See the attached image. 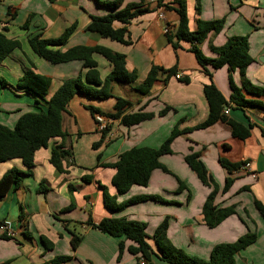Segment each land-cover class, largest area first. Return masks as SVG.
<instances>
[{"label":"crops","instance_id":"obj_1","mask_svg":"<svg viewBox=\"0 0 264 264\" xmlns=\"http://www.w3.org/2000/svg\"><path fill=\"white\" fill-rule=\"evenodd\" d=\"M173 1L162 0L168 7L152 9L132 19L127 25L129 44L104 38L98 32L86 29L90 15H103L110 11L97 0L0 1V31L19 44L0 61V123L9 128L21 114L45 106L43 101L40 105L34 95L16 86L17 79L30 64L36 72L50 78L46 98L63 80L85 71L78 60L57 64L45 61L31 49L28 39L32 36L55 38L75 24L65 44L56 48L65 50L76 45H101L122 53L126 69L136 72V84L151 68L157 69V80L144 94L135 91L132 85H113L115 96L132 101L126 112L142 109L154 113L151 119L125 126L118 119L99 113L92 115L86 108L93 106L103 113L113 112L114 97L96 99L75 94L66 111L62 112L61 125L66 137H53L46 147L38 149L34 153L30 173H26L18 158L0 163V177L12 167L23 171L21 183L11 185L0 198V224H9L14 233L9 236L0 231V264H42L60 255L68 258L59 264H137L138 256L126 249L131 241L103 233L85 223L88 219L98 222L104 217L144 222L145 239L156 253L152 234L166 218V234L172 244L205 260L215 244L232 242L248 231L255 232V241L235 255V264H264V218L254 206L255 199L264 202V90L256 95L241 89L245 99L260 101L263 108L236 105L230 100L229 78L235 86L241 87L237 69L229 71L226 66L215 69L206 65L209 76L190 51L188 42H180V47L174 49L167 41L161 28L163 21L157 15L161 11L164 22L176 25L178 14L171 7ZM183 1L190 30L195 29L197 18L223 19L220 29L209 32L199 45L201 53L205 57H215L211 46H220L230 37L246 36L252 61L245 70V77L252 84L264 87V0ZM130 2L150 3L149 0H123L121 6ZM150 5L153 7L154 3ZM26 21L28 24L24 28ZM114 26L121 24L115 22ZM93 57L100 77L104 78L111 66L101 55L94 54ZM173 68L189 81L184 82L170 74ZM209 82L228 102L224 107L228 108L225 115L247 128L248 136L244 139L233 136L229 126L222 121L181 134L170 145L172 153L159 157L169 174L154 169L146 186L132 185L127 192L117 194L111 183L115 169L101 164L115 162L121 152L131 147L157 148L175 124L182 129L202 122L208 114L203 85ZM164 106L173 110L159 116L158 111ZM96 117L108 126L103 138ZM98 141L99 145L93 147ZM61 143L71 152V157L62 161L64 172H59L49 162L51 147ZM192 152L197 153L207 174L217 185L213 203L218 207L233 206L232 210L219 217L213 227L204 223L201 213L212 186L203 184L184 161V156ZM220 158L230 163L249 162L251 173L232 172L233 182L223 192L228 174L220 165ZM83 176H91L92 179L84 181ZM177 178L185 186L179 191ZM40 182L44 190H38ZM97 182L104 185L109 194H116L118 202L137 195H157L160 199H143L121 211L111 212L103 204L102 189ZM68 185L74 189L69 191ZM70 231L82 235L74 250L69 243ZM41 236L51 242L50 248H44ZM119 241L124 242V249L118 260ZM150 264L167 263L153 256Z\"/></svg>","mask_w":264,"mask_h":264},{"label":"trees","instance_id":"obj_2","mask_svg":"<svg viewBox=\"0 0 264 264\" xmlns=\"http://www.w3.org/2000/svg\"><path fill=\"white\" fill-rule=\"evenodd\" d=\"M97 1L110 9V11L103 15H90L86 29L98 32L104 38H109L123 44H129L131 42L128 36L127 25L132 19L150 12L152 9L168 7L162 0H149L150 3H154V8L150 3L143 5L130 2L121 6L123 0ZM171 5L178 14V23L172 25V30L165 33L167 41L171 46L176 49L180 47V42H188L190 44V51L194 53L197 62L205 69L206 74L209 76L210 72L205 68L206 65H210L215 69L226 66L229 71L237 69L241 76V87L235 86L231 77L229 78L231 88L230 100L239 106L253 105L263 108V104L260 101L247 100L241 94V89L256 95L261 94L264 90V87L252 84L245 77V70L252 61L248 53L247 37L238 36L227 38L222 45L217 47L211 46V49L216 53L215 57H205L201 53L199 45L204 41L209 32H216L220 29L223 24V19L203 20L197 18L195 29L190 30L188 27L185 2L183 0H174ZM115 22H119L121 26L115 27ZM27 24L28 21L23 24V27L25 28ZM74 27L75 24L70 25L55 38L44 39L38 36H32L28 39V43L33 52L45 61L51 64H57L78 60L81 62L82 67L85 68V71H80L75 77L63 80L48 98L46 96L50 86V78L36 72L32 64L23 71L22 75L16 81V86L34 95L37 103H40V105L43 101L45 106H38V109L35 111L21 114L12 128L0 123V163L9 159L18 158L26 168V173H30L29 169L34 165V153L38 149L46 147L51 138L66 137L67 134L63 131L61 125L62 112L66 111L68 102L75 94L96 99L114 97L113 112L103 113L93 106H87L86 108L92 115L99 113L111 119H118V122L125 126L135 125L141 121L151 119L154 116V113L142 111V109L135 112H126V109L132 105V101L121 96H115L113 94V85H132L135 91L144 94L157 80V69L155 67L151 68L145 78L136 84V72L126 69L125 56L122 53L112 51L101 45H76L65 50L56 48L57 46L65 44ZM18 46V41L6 38L0 31V61L10 50ZM94 54L101 55L111 66L110 71L104 78L100 77L97 62L93 57ZM175 73V69L173 68L170 74L175 75ZM179 79L184 82L189 81L186 76H181ZM203 94L208 104V114L202 122L195 126L182 129L178 128V125L175 124L169 135L157 148L147 146L131 147L121 152L115 162L101 164L103 167L115 169L111 183L115 187L117 194L127 192L132 185L146 186L154 169L158 168L169 173L166 167L159 161V157L172 153L170 145L181 134L196 129L207 128L217 121H222L229 126L233 136L240 139L248 136L249 132L247 128L228 118L223 113L222 109L228 105V102L212 82L203 85ZM171 110L173 108L164 106L158 111V115L162 116ZM107 130L108 126L102 130V138ZM99 143L100 141L94 143L93 147L99 145ZM69 157H71V152L65 149L62 143L50 149L49 162L59 172L65 171L62 167V161H66ZM184 161L203 184L212 186L211 192L206 196L202 204L201 213L204 223L208 227H213L219 217L227 210H232L233 206L218 207L213 203L218 188L212 177L207 174L203 163L198 159L197 153L192 152L185 155ZM219 163L228 174L222 188V191L225 192L233 182V177H231L232 172L237 171L241 164L230 163L224 158H220ZM22 174L23 171L15 167L8 169L2 174L0 177V198L5 195L11 185L17 186L21 183ZM82 179L84 181H90L92 177L83 176ZM177 181L178 191L185 188L180 179L177 178ZM97 183L102 189L103 204L111 212L121 211L127 205L143 199H160L157 195H137L125 201L118 202L116 194H109L104 185H101L99 182ZM44 189L43 183L40 182L38 190ZM73 189L72 185H68L69 191ZM254 206L264 218V202L255 199ZM85 223L103 233L115 237L122 236L131 241V244L126 247L127 251L133 255H137L138 259H143L146 264H150L153 256L167 264H235V255L256 239L255 232L248 231L232 242L217 243L212 247L208 259L205 260L197 256L189 255L172 244L166 234V218L156 226L152 234V240L157 248V253L151 249L145 239V223L142 221L124 217H104L98 222H93L88 219ZM70 233L71 238L69 243L72 250H74L78 246L82 235L75 231H70ZM5 236L1 235V237ZM40 239L45 249L51 247V242L45 237L41 236ZM123 249L124 242L119 241L118 260ZM67 258L68 256L66 255L55 256L42 264H59Z\"/></svg>","mask_w":264,"mask_h":264},{"label":"built area","instance_id":"obj_3","mask_svg":"<svg viewBox=\"0 0 264 264\" xmlns=\"http://www.w3.org/2000/svg\"><path fill=\"white\" fill-rule=\"evenodd\" d=\"M0 1H12V0H0ZM157 15H158V18L163 21L162 25H161L162 31L164 33H167L168 31L172 30L173 26L168 24L167 22H164L163 13L161 11H159ZM175 77L176 78H180L181 75L179 73H176ZM227 112H228V108L226 107V108L223 109V113L226 114ZM96 119L99 121L98 122V128L100 130H103L107 125L104 123V121L100 117H96ZM239 170L251 173L249 162H243L241 164V166L239 167L238 171ZM252 175H254V174L252 173ZM0 231L7 233V235H9V236H13L14 235V233L12 232L11 227L7 223H1L0 224ZM139 264H145L143 259H141V258L139 259Z\"/></svg>","mask_w":264,"mask_h":264},{"label":"rangeland","instance_id":"obj_4","mask_svg":"<svg viewBox=\"0 0 264 264\" xmlns=\"http://www.w3.org/2000/svg\"><path fill=\"white\" fill-rule=\"evenodd\" d=\"M169 174V173H168Z\"/></svg>","mask_w":264,"mask_h":264}]
</instances>
